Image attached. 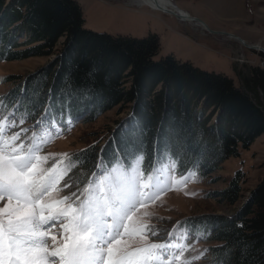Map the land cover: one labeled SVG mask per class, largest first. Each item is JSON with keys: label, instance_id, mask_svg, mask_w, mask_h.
Wrapping results in <instances>:
<instances>
[{"label": "trees", "instance_id": "16d2710c", "mask_svg": "<svg viewBox=\"0 0 264 264\" xmlns=\"http://www.w3.org/2000/svg\"><path fill=\"white\" fill-rule=\"evenodd\" d=\"M82 22L80 8L72 0H0V62L53 56L23 79L7 77L6 82L13 85L0 96L4 113L11 114L23 98L17 119L25 120L20 126L32 128L46 104L52 107L53 117L70 122L82 116L92 121L113 108L127 109L101 145L90 144L69 154L79 156L84 166V174L79 167L70 173L74 184L95 171L98 156L111 159L123 148L133 128L143 132L146 153H153L158 135L167 137L165 129L176 124L183 125L195 141L202 140L198 155L188 153L185 167L179 166L171 152L153 153L152 170L176 166L175 174L193 173L200 181L228 158L237 157L238 149L246 150L256 138L264 137V109L227 77L202 72L171 57L154 61L158 42L153 36L133 39L95 34L84 30ZM70 82L86 92L87 102L72 103L67 115L61 116L65 109L57 102ZM85 149L89 151L81 155ZM125 159L131 166L139 161L140 171L146 166V160ZM114 166L125 169L124 159L118 157ZM242 182L243 174L236 171L222 190L209 193L208 198L234 205ZM176 228L197 241L213 243L203 251L207 264H264V174L230 216H191L178 221Z\"/></svg>", "mask_w": 264, "mask_h": 264}, {"label": "snow or ice", "instance_id": "6c2138e0", "mask_svg": "<svg viewBox=\"0 0 264 264\" xmlns=\"http://www.w3.org/2000/svg\"><path fill=\"white\" fill-rule=\"evenodd\" d=\"M48 91L51 99L52 90ZM62 97L57 102L65 109L61 116L67 115L72 103L87 102L86 92L71 82ZM23 104L21 98L11 114L5 115L0 100V264H176L184 256L174 233L169 232L162 242H150V237L160 239L163 229L146 223L145 217H156L147 211L141 216L140 210L160 194L155 191L159 177L152 175L153 153L171 152L179 166L185 167L188 153L198 155L202 140L195 141L183 125L176 124L165 129L167 137L158 135L153 153H146L143 132L133 128L123 148L111 159L98 156L95 171L74 184L73 169L79 167L84 174L79 156L42 155L49 141L39 138L41 132L59 136L70 120L53 117L52 107L46 104L31 129L13 131L25 123L17 119ZM118 157L124 159L125 174L109 184L106 175L115 171ZM125 157L146 160L144 170L132 171ZM171 170L175 175L176 166ZM74 186L76 192L60 196ZM133 235L139 237L135 248L125 239Z\"/></svg>", "mask_w": 264, "mask_h": 264}, {"label": "rangeland", "instance_id": "374dc122", "mask_svg": "<svg viewBox=\"0 0 264 264\" xmlns=\"http://www.w3.org/2000/svg\"><path fill=\"white\" fill-rule=\"evenodd\" d=\"M72 1L80 8L84 30L133 39L153 36L158 42L154 61L171 57L178 63H187L202 72L223 75L264 109V52L246 49L225 35L209 34L197 23L178 22L174 18L176 15L171 12L152 10L146 6H131V0ZM171 1L191 17L203 22L211 31L232 34L250 47L258 45L257 47L264 49V0ZM60 43L61 39L57 41L55 50L59 49ZM52 59L53 56L49 55L0 62V96L13 85L12 82H6L8 76L23 79ZM260 74L261 80L258 79ZM126 113L127 109L119 112L117 108H113L92 121H87L82 116L77 121L67 123L59 136L50 137L43 132L39 138L49 142L41 154H52L59 158L61 154H70L90 144L101 145ZM20 128L24 127L19 125L13 131ZM263 164L264 137L260 136L246 150L238 149L237 157L228 158L219 170L201 181L193 173L173 175L169 166L154 171L153 177H159L155 191L160 194L140 211L141 216L147 211L156 217L151 220L146 217L144 219L146 223H151L163 231L160 239L150 237V242H162L167 239L169 232L174 233L184 251V256L176 264H207L203 259V251L213 243L200 242L189 237L185 231L176 228L177 222L198 215L230 216L245 202L249 191L260 181L264 174ZM114 168L115 171L110 176L106 175L109 184L115 183L125 174V169L119 166ZM131 170H139V161L131 166ZM236 171L243 174L238 202L226 205L208 198L209 193L222 190ZM76 191L77 188L64 189L60 196ZM48 239L51 244V236ZM125 239H128L131 248H135L139 237L133 235ZM60 240L58 235L57 241Z\"/></svg>", "mask_w": 264, "mask_h": 264}, {"label": "bare ground", "instance_id": "6f19581e", "mask_svg": "<svg viewBox=\"0 0 264 264\" xmlns=\"http://www.w3.org/2000/svg\"><path fill=\"white\" fill-rule=\"evenodd\" d=\"M131 6H134V7L146 6V7L150 8V9H152V10H157V11H161V12H171L172 14H174L176 16L177 15H181L180 17L185 16V14H188L187 12H185V11L181 10L180 8H178L171 0H131ZM183 19H186V18H183ZM186 22L197 23V22H193V21H186ZM198 25L204 31H206L200 24H198ZM230 38L233 39V40H235L232 37H230ZM235 41L238 42L237 40H235ZM246 45H248V44H246ZM257 46H254L253 45L254 50H257V51H260V52H264V49L263 48L261 49V47H257Z\"/></svg>", "mask_w": 264, "mask_h": 264}, {"label": "water", "instance_id": "95a60500", "mask_svg": "<svg viewBox=\"0 0 264 264\" xmlns=\"http://www.w3.org/2000/svg\"><path fill=\"white\" fill-rule=\"evenodd\" d=\"M181 15H177V16H174V18L178 21V22H186V21H193V22H197L198 24H200L209 34H214V35H225V36H229V37H232L234 38L235 40H237L242 46H244L246 49H249V50H254V47H250L248 45H246L240 38L236 37V36H233L231 34H228V33H225V32H217V31H211L210 29H208L206 27V25L201 22L200 20H198L197 18L195 17H190L188 14H185V16H182L180 17ZM183 18H186V19H183Z\"/></svg>", "mask_w": 264, "mask_h": 264}, {"label": "crops", "instance_id": "0c3cea01", "mask_svg": "<svg viewBox=\"0 0 264 264\" xmlns=\"http://www.w3.org/2000/svg\"><path fill=\"white\" fill-rule=\"evenodd\" d=\"M182 10V9H181ZM184 11V10H183Z\"/></svg>", "mask_w": 264, "mask_h": 264}]
</instances>
